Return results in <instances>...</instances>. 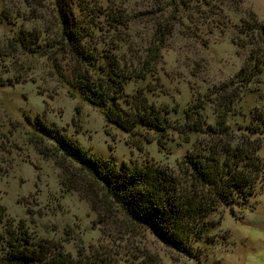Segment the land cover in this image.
I'll return each instance as SVG.
<instances>
[{
	"label": "rangeland",
	"instance_id": "374dc122",
	"mask_svg": "<svg viewBox=\"0 0 264 264\" xmlns=\"http://www.w3.org/2000/svg\"><path fill=\"white\" fill-rule=\"evenodd\" d=\"M73 7L90 48L110 50L129 70L153 57L146 78L129 80L125 92L129 98L143 88L147 103L171 111L170 127L162 135L141 124L129 133L106 124L67 82L76 62L56 48L53 0H0V234L26 231L71 254L117 252L119 264H264V39L250 29L264 26V0H77ZM41 122L117 166L149 161L180 179L184 158L238 144L258 146L262 170L248 200L212 212L209 229L184 255L131 223L98 184L42 155L39 147L56 146ZM196 122L197 130L179 132Z\"/></svg>",
	"mask_w": 264,
	"mask_h": 264
},
{
	"label": "trees",
	"instance_id": "16d2710c",
	"mask_svg": "<svg viewBox=\"0 0 264 264\" xmlns=\"http://www.w3.org/2000/svg\"><path fill=\"white\" fill-rule=\"evenodd\" d=\"M76 1L53 0L60 30L56 48L76 62L71 80L67 82L99 110L106 124L127 133L141 124L164 135L170 127L168 114L171 111L147 103L143 88H138L129 98L125 92L129 80L146 78L153 57H145L138 62L139 67L136 65L129 70L110 50L100 54L96 47L87 46L88 31L74 13ZM113 22L120 24L117 19ZM250 29L264 39V26L253 23ZM163 35L160 34L159 41ZM45 50L49 56L53 54ZM255 66L258 64L249 69V76L256 70ZM247 80L243 78V82ZM197 126V122L186 124L184 131L179 132L197 130ZM210 128L213 132L216 130L215 126ZM38 129L56 146L55 150L47 145L39 147L42 155L55 159L70 175L86 178L92 186L98 184L105 197L117 204L131 223L150 229L159 241L184 255L192 254L191 243L202 238L209 229L207 218L212 212L220 206L248 200L262 170L256 154L258 146L210 145L184 158V171L178 179L171 171L149 161L144 164L123 161L117 166L110 158L88 153L52 124L41 122ZM250 130L254 132L253 128ZM162 135L156 139L159 147L164 144ZM38 140L43 142L41 137ZM66 159L71 163L65 166ZM0 241V264H119L120 259L117 252L98 249H80L71 254L56 244L35 242L26 231L16 234L7 230L6 234H0ZM125 260V264L145 263ZM154 264L161 263L155 261Z\"/></svg>",
	"mask_w": 264,
	"mask_h": 264
}]
</instances>
